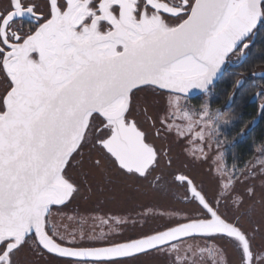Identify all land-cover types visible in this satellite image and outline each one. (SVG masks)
Masks as SVG:
<instances>
[{"label": "snow or ice", "instance_id": "snow-or-ice-1", "mask_svg": "<svg viewBox=\"0 0 264 264\" xmlns=\"http://www.w3.org/2000/svg\"><path fill=\"white\" fill-rule=\"evenodd\" d=\"M261 29L264 0H0V264H264V142L229 160L211 101Z\"/></svg>", "mask_w": 264, "mask_h": 264}, {"label": "trees", "instance_id": "trees-1", "mask_svg": "<svg viewBox=\"0 0 264 264\" xmlns=\"http://www.w3.org/2000/svg\"><path fill=\"white\" fill-rule=\"evenodd\" d=\"M260 69H264V31L259 32L250 49L247 62L238 68H227L211 94L212 107L220 108L223 118L230 121L224 126L225 135L221 136L222 140L226 137L225 144L228 147L225 148V154L229 160L233 154L251 159L254 153L249 150L253 148L254 142L258 146L264 140V115L259 112V100L263 101L264 98L255 100L256 93L264 87V80L259 82L256 78H250L249 81L244 82L236 91L231 108H224L235 88L234 82L237 79L235 72L248 76ZM242 130L244 135H240Z\"/></svg>", "mask_w": 264, "mask_h": 264}, {"label": "rangeland", "instance_id": "rangeland-1", "mask_svg": "<svg viewBox=\"0 0 264 264\" xmlns=\"http://www.w3.org/2000/svg\"><path fill=\"white\" fill-rule=\"evenodd\" d=\"M263 101H264V99H263ZM224 126L225 125H222V128H224ZM263 142H264V140H263ZM227 147H228V145L224 144L222 146L221 150L225 152V148H227ZM177 151H179V150L177 149ZM201 168H203V167H201ZM196 171L197 172H200V171L202 172V170H200L199 168H197ZM207 180H208V178H207ZM208 182L210 183L209 180H208ZM210 186H211V183H210ZM101 199H103V197ZM94 201H95V197H93V202ZM80 205H81L82 208L83 207H91L92 206V204H90V203H88V202H86L84 200H80ZM175 206L177 208L182 207V205H179V204H176ZM126 207H131V204H125V203H122L120 201H116V202L106 201L104 203V206H103V211L111 210L112 212L120 213ZM162 223H164L163 220L156 219V220H149V221H147L146 224H144L143 221L138 219V222H137V224L135 226L130 224V225H128L125 228V235L126 236H135L136 234H138L142 230L141 229V225L142 224H144L143 230L147 231L150 228L158 227ZM123 238L124 237H121V239H123ZM41 264H44V262L42 261ZM49 264H58V263L50 261ZM59 264H61V263H59ZM130 264H155V261H153L152 258H150V257H141L139 260L131 261Z\"/></svg>", "mask_w": 264, "mask_h": 264}, {"label": "flooded vegetation", "instance_id": "flooded-vegetation-1", "mask_svg": "<svg viewBox=\"0 0 264 264\" xmlns=\"http://www.w3.org/2000/svg\"><path fill=\"white\" fill-rule=\"evenodd\" d=\"M261 32L262 31H264V29H261L260 30ZM259 31V32H260ZM259 32L255 35V39H254V43H255V41H256V39H257V36H258V34H259ZM254 43H253V45H254ZM252 45V46H253ZM250 52V51H249ZM235 60H236V58L235 57H233V61L235 62ZM238 68V67H237ZM262 71H264V69H260V70H256V71H254V72H262ZM235 74L237 75V79L235 80V82H234V86L236 85V81L237 80H242L243 81V83L242 84H244V82H247V81H249V79L251 78H254V77H252L251 76V73L247 76V75H245V74H242L241 72H235ZM256 81H262L261 79H256ZM218 83V82H217ZM216 83V84H217ZM216 84H215V86H216ZM242 84H241V86H242ZM214 86V87H215ZM214 90V89H213ZM0 91H2V88H0ZM260 91V90H259ZM199 98V97H198ZM198 98H195V99H193V103L194 104H196V105H198V104H200V102H201V100H198ZM260 97H258L257 95H256V99L255 100H257V99H259ZM259 105H261V104H264V101H260L259 100ZM259 112H261L260 111V108H259ZM260 114V113H259ZM257 120V119H256ZM255 125H256V122L252 125V127L253 128H255ZM200 170H202V172L200 171V172H197L196 171V169L194 170V174H197V178L198 179H200V178H203V179H205V181H206V183H209L208 182V180H207V175H206V169L205 168H199ZM203 173V174H202ZM209 186H210V183H209ZM211 187V186H210ZM52 262H56V263H61L62 264V262L61 261H59V260H51Z\"/></svg>", "mask_w": 264, "mask_h": 264}, {"label": "water", "instance_id": "water-1", "mask_svg": "<svg viewBox=\"0 0 264 264\" xmlns=\"http://www.w3.org/2000/svg\"><path fill=\"white\" fill-rule=\"evenodd\" d=\"M253 39H255V37L253 38ZM227 68H237V67H231V66H229V67H227ZM227 68H226V70H227ZM225 70V71H226ZM224 71V72H225ZM257 73H264V71H262V72H257ZM224 74V73H223ZM223 76V75H222ZM221 76V77H222ZM221 77L218 79V81L221 79ZM254 78H256V79H260V77H254ZM217 81V82H218ZM241 86H239V87H237L236 85H235V88H234V90H233V92H232V94L230 95V97H229V99H228V101H227V103L225 104V109H229V108H231V106H232V102H233V98H234V95H235V93H236V91L240 88ZM199 97V95L198 94H196V98H198Z\"/></svg>", "mask_w": 264, "mask_h": 264}]
</instances>
